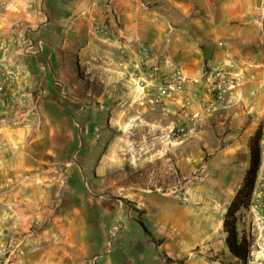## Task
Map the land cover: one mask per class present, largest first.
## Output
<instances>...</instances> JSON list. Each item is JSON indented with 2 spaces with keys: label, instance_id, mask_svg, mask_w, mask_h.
<instances>
[{
  "label": "crops",
  "instance_id": "obj_1",
  "mask_svg": "<svg viewBox=\"0 0 264 264\" xmlns=\"http://www.w3.org/2000/svg\"><path fill=\"white\" fill-rule=\"evenodd\" d=\"M0 41L15 50L11 58L20 71L18 87L36 107L52 88L62 57L81 59L90 53L92 67L111 63L119 74L125 54L131 70L142 63L150 74L179 71L186 78L177 99L189 105L205 130L207 153H247L250 137L264 123V0H0ZM230 64L239 83L217 100L209 92L213 80H207L208 72L228 70ZM19 134L28 136V127ZM9 152L21 169H32L37 153ZM5 154L0 148V168L7 164ZM143 192L138 200L107 203L102 213L80 216L86 224L96 221L94 249L87 257L77 256L74 235L88 225L73 226L74 217L65 215L63 229L35 236L47 240L27 254L29 259L16 246L15 260L6 257L0 264H237L214 241L207 251L201 249L199 210L189 203L163 207ZM214 217L209 209L204 220L211 225ZM162 227L176 234L165 235ZM4 229L1 239L8 236Z\"/></svg>",
  "mask_w": 264,
  "mask_h": 264
},
{
  "label": "rangeland",
  "instance_id": "obj_2",
  "mask_svg": "<svg viewBox=\"0 0 264 264\" xmlns=\"http://www.w3.org/2000/svg\"><path fill=\"white\" fill-rule=\"evenodd\" d=\"M90 55L62 57L36 113L21 125L0 123L7 163L0 168V229H8V236L0 238V260L14 261L16 246L29 259L32 249L47 240L35 236L63 229L65 215L74 217L73 226L86 224L80 216L84 220L102 213L107 203L112 207L138 200L143 190L163 207L191 204L201 214V249L207 251L212 241L217 249H226L219 221L242 182L248 152L207 153L205 130L189 105L178 101L177 93L162 95L166 74H150L142 63L131 70L125 54L117 74L111 63L92 67ZM260 125L263 153L257 182L264 181V123ZM26 127L29 134L23 138L19 133ZM27 149L37 153L30 170L21 169L9 152ZM257 195V208L239 215L240 230L250 243L247 264H264V191L259 186ZM209 209L215 211L211 225L204 220ZM95 224L87 222L74 235L77 256L85 258L94 249Z\"/></svg>",
  "mask_w": 264,
  "mask_h": 264
},
{
  "label": "built area",
  "instance_id": "obj_3",
  "mask_svg": "<svg viewBox=\"0 0 264 264\" xmlns=\"http://www.w3.org/2000/svg\"><path fill=\"white\" fill-rule=\"evenodd\" d=\"M12 48L7 41H0V123L21 125L28 117L36 113V106L30 103L29 95L18 87L20 71L11 58L12 53L15 52ZM144 53L146 49H143L142 54ZM232 67L233 64H230L228 70L212 68L208 72L207 80H213L210 82L209 92L217 100H222L223 96L234 90L239 83V75L233 71ZM166 77V82L160 86L163 96L170 97L173 93L184 92L186 78L179 71L166 74ZM258 186L264 191V181H256L250 210L257 208Z\"/></svg>",
  "mask_w": 264,
  "mask_h": 264
},
{
  "label": "trees",
  "instance_id": "obj_4",
  "mask_svg": "<svg viewBox=\"0 0 264 264\" xmlns=\"http://www.w3.org/2000/svg\"><path fill=\"white\" fill-rule=\"evenodd\" d=\"M262 125L258 127L247 145L248 166L244 172L240 187L234 194L222 220V232L225 234V247L237 264H247L250 254L248 238L240 230L239 215L247 211L251 204L261 166ZM166 189V188H165Z\"/></svg>",
  "mask_w": 264,
  "mask_h": 264
},
{
  "label": "bare ground",
  "instance_id": "obj_5",
  "mask_svg": "<svg viewBox=\"0 0 264 264\" xmlns=\"http://www.w3.org/2000/svg\"><path fill=\"white\" fill-rule=\"evenodd\" d=\"M121 130H122V131H125L124 128H123V129L121 128ZM14 164H15V163H14Z\"/></svg>",
  "mask_w": 264,
  "mask_h": 264
}]
</instances>
